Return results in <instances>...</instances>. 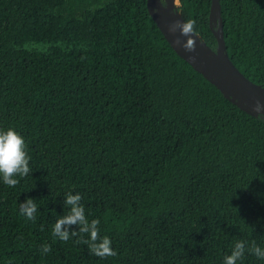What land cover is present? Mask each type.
I'll return each mask as SVG.
<instances>
[{"label":"trees","instance_id":"obj_1","mask_svg":"<svg viewBox=\"0 0 264 264\" xmlns=\"http://www.w3.org/2000/svg\"><path fill=\"white\" fill-rule=\"evenodd\" d=\"M180 1L216 50L212 0ZM221 5L232 61L264 87V0ZM8 128L33 173L14 188L0 178V264H223L237 240L264 248V120L173 48L148 0H0ZM67 193L117 256L52 236ZM29 198L35 222L19 214Z\"/></svg>","mask_w":264,"mask_h":264},{"label":"clouds","instance_id":"obj_2","mask_svg":"<svg viewBox=\"0 0 264 264\" xmlns=\"http://www.w3.org/2000/svg\"><path fill=\"white\" fill-rule=\"evenodd\" d=\"M159 3L162 7H167L166 0H159ZM177 30H179L180 35L189 37L183 44L177 39L175 41L177 46L183 47L186 52H194L196 42L191 37L197 34L196 20L187 19L170 25V34H175ZM253 111L258 114V119L264 120V104L257 101ZM30 161L31 156L28 154L24 137L13 128L0 130V178H2L4 185L14 188L20 183V179L32 174ZM81 201L82 196L79 193L75 195L67 193L65 195L64 205L69 211L56 220L52 228V236L61 242H68L74 237H80L75 243L87 245L90 254L100 259L117 256L118 253L112 248L111 239L108 236L102 237L100 235V220L89 221ZM36 213L35 200L29 198L19 204V214L26 220L35 222ZM71 226H77L79 231H70ZM83 235H87L88 239H84ZM40 251L46 255L52 251V247L45 243L40 246ZM246 252L264 260V248L258 246L255 241H252L251 245L248 246L246 241L237 240L231 254L224 257L223 264H241Z\"/></svg>","mask_w":264,"mask_h":264},{"label":"water","instance_id":"obj_3","mask_svg":"<svg viewBox=\"0 0 264 264\" xmlns=\"http://www.w3.org/2000/svg\"><path fill=\"white\" fill-rule=\"evenodd\" d=\"M167 7L160 5L159 0H148L150 14L159 28L173 46V48L186 59L193 68L201 72L207 79L215 84L223 94L242 110L253 116H258L253 108L257 101L264 104V87L253 82L238 69L232 61L225 39L224 21L222 17L221 0H212L210 25L218 41L217 49H213L200 34L192 36L196 46L194 52H186L183 47L177 46L178 39L181 44L186 43L189 37L180 35L179 30L170 34L169 27L173 23L183 22L184 17L179 9L181 1L166 0Z\"/></svg>","mask_w":264,"mask_h":264},{"label":"bare ground","instance_id":"obj_4","mask_svg":"<svg viewBox=\"0 0 264 264\" xmlns=\"http://www.w3.org/2000/svg\"><path fill=\"white\" fill-rule=\"evenodd\" d=\"M176 4H177V5H179V2H178V0H177Z\"/></svg>","mask_w":264,"mask_h":264}]
</instances>
